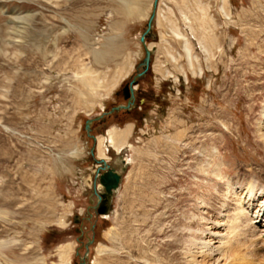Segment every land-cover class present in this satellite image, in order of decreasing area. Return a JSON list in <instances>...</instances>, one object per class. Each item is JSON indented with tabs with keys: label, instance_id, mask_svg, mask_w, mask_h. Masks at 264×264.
Returning a JSON list of instances; mask_svg holds the SVG:
<instances>
[{
	"label": "rangeland",
	"instance_id": "rangeland-1",
	"mask_svg": "<svg viewBox=\"0 0 264 264\" xmlns=\"http://www.w3.org/2000/svg\"><path fill=\"white\" fill-rule=\"evenodd\" d=\"M152 3L0 0V238L14 240L0 264H80L91 239L87 264H241L217 251L226 232L215 223L236 206L218 194L226 183L238 182L236 198L251 178L264 183V0H159L151 67L135 91L136 118L148 119L92 123L103 139L131 132L104 152L117 169L119 156L128 164L112 212L87 220L84 124L125 104ZM119 4L131 15L115 13ZM247 224L262 225L247 264H264V224Z\"/></svg>",
	"mask_w": 264,
	"mask_h": 264
},
{
	"label": "bare ground",
	"instance_id": "bare-ground-1",
	"mask_svg": "<svg viewBox=\"0 0 264 264\" xmlns=\"http://www.w3.org/2000/svg\"><path fill=\"white\" fill-rule=\"evenodd\" d=\"M114 12L119 14V15H122L124 17L131 15V9L124 4L123 5L122 4L117 5V8L114 9ZM172 32H173V35L175 34L174 35L175 38L176 37H178V39L181 38L185 43L184 49L186 51V56L189 60V66H190L189 68H192V72H194V74L197 72L199 73L201 71V69L199 67L194 66V61H193L194 59L190 55V52H189V49L187 46V42L185 41L184 37L175 28L172 29ZM111 49H112L111 46H108V47H106V50H104L103 52L111 50ZM174 60L177 61V59H174ZM112 131L113 130H110L107 132L108 134H107L105 139L98 138L97 153H98V156L101 158H103V157L105 158L104 152L107 151L106 148H108V147H111V148L115 149L117 152H119V150L127 142V138L131 132V127L127 126L124 129H122L120 132H116V133H114ZM103 140H105V143H106V146L104 147V149H102V141ZM219 171L220 170H218V172H216V174L214 175L216 178L221 177V174L219 173ZM221 179H222V177H221ZM235 183H238V182H235ZM235 183L231 182V181L226 183L225 184L226 186L224 185V190L221 192V194H220V192L218 193L219 196H221L224 199V201L228 200V202L230 201V203H232L233 205H236V206H235V208L233 207V209H230V211H228L225 215H223V217H221L222 219L220 218V221H218V222L215 221L216 225L223 224L225 232H226L225 237L223 236V238L220 239V246L216 249H217V251H219L220 253L223 254L222 256H226L224 258L229 257L230 259L238 260V262H241V264H247L249 258L252 255H254V252H255L254 245H256L255 242L257 241L256 237L259 238V235H256V232L254 230H256L257 228L262 226V225H259V226H253V225H255L256 223H259V224L263 223L264 224V183L256 176L254 178H251L250 180L246 181L243 184V188H242L243 193L241 195H239V196H241L240 198L239 197L236 198L237 194L235 191L236 190L235 186H240V185H237ZM242 196H244V198H242ZM243 205H244V208H243ZM245 206L247 208H245ZM222 208H223V206H222ZM248 209H251V211H250L251 216L250 217L247 216L249 213ZM221 213H222V211H219L218 215H221ZM8 214H9V212H8ZM0 217H3V218L7 217L6 210L0 211ZM224 218L226 219V221H223ZM241 219H244V221ZM243 224H245V225L247 224V228H248L249 224L250 225L253 224L252 228H254V229H252V230L247 229L246 230V226H243ZM223 225H222V227H223ZM238 235L239 236L242 235L243 237L246 236L248 238L252 237V238L249 239V243H248V245H246L245 241H246V239L248 240V238H245V239L242 238V239H244L243 242H245V243L238 242L236 240L238 238ZM260 235H261V233H260ZM242 239L240 237V240H242ZM210 242H211L210 240L207 242H200V243H198L199 244L198 245L195 243V241H190V246L202 245L201 247H207L210 245ZM13 243H14V240H12L11 238L7 239V240L0 238V257L8 256V254H11L14 252ZM244 246L247 248H245ZM242 247H244L246 252L249 253V257H248V255H246L247 253L242 254V251H240L239 253H236V249L237 248L240 249ZM251 259L252 258H250V260ZM144 261L148 262V260H144ZM148 263L160 264V260H159V258H155V260L150 261ZM233 263H235V262L233 261Z\"/></svg>",
	"mask_w": 264,
	"mask_h": 264
},
{
	"label": "water",
	"instance_id": "water-1",
	"mask_svg": "<svg viewBox=\"0 0 264 264\" xmlns=\"http://www.w3.org/2000/svg\"><path fill=\"white\" fill-rule=\"evenodd\" d=\"M159 0H153L152 3V12L147 20L146 28L140 37V43L144 49V58L137 65V70L139 71L134 78L128 83L127 86L123 89L125 104L117 105L113 107L108 113H104L101 116L97 117L94 120H86L84 124V131L87 138L92 141V147L90 149V157L93 161L94 167V179L92 182L91 195L89 197V211L87 213V220L90 221L93 216L96 217H108L111 213L113 200L116 192L121 186L122 183V173H124L128 167V164L124 161L125 159L122 156L116 158V161L120 162V168L117 169L113 164L110 163L109 157L99 158L97 154L98 138L91 134V125L94 121L103 120L105 116H109L114 113H119L124 111L129 113L132 111L135 105V91L136 86L138 85V80L143 79L147 72L149 71L152 63V56L154 54V47H148L146 45V38L151 36L152 25L156 19V12L158 9ZM107 133L105 132V137ZM117 153H114V156H117ZM100 187L101 191H98ZM81 231V230H80ZM93 243V239L88 240L85 245V253L81 257L80 264H87L86 260L88 259L89 246Z\"/></svg>",
	"mask_w": 264,
	"mask_h": 264
},
{
	"label": "trees",
	"instance_id": "trees-1",
	"mask_svg": "<svg viewBox=\"0 0 264 264\" xmlns=\"http://www.w3.org/2000/svg\"><path fill=\"white\" fill-rule=\"evenodd\" d=\"M136 99H138V97H136ZM138 107L143 108V105H141L140 103H138V104L136 105V107H135L131 112H129V113L122 112V113H120V115H121L122 117H124V116L127 117V119H131V120L139 121V123L137 124V126L142 127V126H143L142 121H143L144 119L147 120V119H148V117H147L148 115L146 116V115H144V114H141L140 117L136 118L137 113H138ZM114 115H117V114H114ZM127 119H125V120H127Z\"/></svg>",
	"mask_w": 264,
	"mask_h": 264
},
{
	"label": "crops",
	"instance_id": "crops-1",
	"mask_svg": "<svg viewBox=\"0 0 264 264\" xmlns=\"http://www.w3.org/2000/svg\"><path fill=\"white\" fill-rule=\"evenodd\" d=\"M132 126H133V125H132ZM111 128H113V127H111ZM111 128H110V129H111ZM96 137H98V138H99V137L102 138V136H98V135H96Z\"/></svg>",
	"mask_w": 264,
	"mask_h": 264
}]
</instances>
